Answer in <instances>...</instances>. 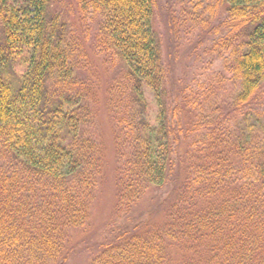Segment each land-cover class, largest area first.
<instances>
[{
	"label": "trees",
	"instance_id": "trees-1",
	"mask_svg": "<svg viewBox=\"0 0 264 264\" xmlns=\"http://www.w3.org/2000/svg\"><path fill=\"white\" fill-rule=\"evenodd\" d=\"M72 1L98 19L91 51L113 73L103 83L55 0H0V264L67 261L104 174L87 131L100 108L117 161L113 223L126 222L92 264H264V126L230 128L264 85V0H217L225 16L214 49L239 87L227 114L172 97L156 0ZM171 178H182L172 195L133 219Z\"/></svg>",
	"mask_w": 264,
	"mask_h": 264
},
{
	"label": "rangeland",
	"instance_id": "rangeland-1",
	"mask_svg": "<svg viewBox=\"0 0 264 264\" xmlns=\"http://www.w3.org/2000/svg\"><path fill=\"white\" fill-rule=\"evenodd\" d=\"M217 3V0H156L154 27L159 39L162 59L169 68L167 87L172 91V97L177 100L182 99V92L189 96L192 102L198 105L196 113L205 111L208 113L211 106L216 105L222 114H227L231 108V101L239 89L238 83L232 80L227 70V64L231 61L214 49V44L222 31L215 26L221 23L225 16L222 7H218ZM55 6L67 21L68 32L73 31L74 36L82 44L84 43L83 46L90 55V63L97 70L99 82L103 83L111 79L113 73L106 69L103 57L91 51L98 19H91L89 16L81 18L73 8L72 0H55ZM85 75L91 74L84 73L83 77ZM263 91L264 85L243 107L240 114H234L230 128L239 131V136L245 132L247 135L250 132L261 134L264 126ZM100 98L103 100V94ZM87 131L102 146L105 169L91 207L90 220L85 227L73 230V250L64 264H92L98 258L100 245L109 241L111 229L123 226L126 222L125 219L120 218L116 224L113 223L116 204L114 174L117 161L112 126L107 120L104 109L100 108L97 122ZM183 150L184 148L181 147L179 154H183ZM181 180L182 178H171L164 189L157 192L150 191L135 207L138 214L133 211L132 218L138 215L146 217L163 197L172 195ZM150 218L155 226L163 224L165 206L159 208Z\"/></svg>",
	"mask_w": 264,
	"mask_h": 264
}]
</instances>
